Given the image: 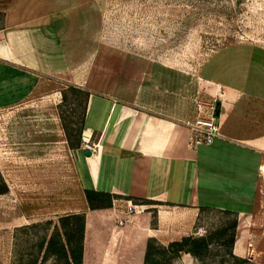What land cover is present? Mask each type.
Here are the masks:
<instances>
[{"label":"crops","instance_id":"crops-1","mask_svg":"<svg viewBox=\"0 0 264 264\" xmlns=\"http://www.w3.org/2000/svg\"><path fill=\"white\" fill-rule=\"evenodd\" d=\"M93 1L0 0V109L28 106L25 101L44 87L59 89L58 81L77 85L80 70L87 71L94 58ZM203 71L201 77L222 101L221 135L211 143H191L183 112L159 110L143 90L136 98L119 91L91 93L82 144H68L82 203L67 213L89 212L87 188L132 197L117 198L112 208L98 212L96 250L107 228L101 213L130 214L131 205L143 213L145 205L134 199L162 201L155 223L145 227L148 237L139 241L141 251L150 236L166 245L194 234L206 211L235 215V255L253 254L254 243L264 240V47H229ZM83 79L86 85L90 77ZM86 142L99 144V151L87 155ZM8 185L4 194L17 190L16 182ZM25 217L30 222L31 216ZM6 221L12 227L25 222L14 221L10 209ZM124 248L119 255L130 254V247Z\"/></svg>","mask_w":264,"mask_h":264},{"label":"rangeland","instance_id":"rangeland-1","mask_svg":"<svg viewBox=\"0 0 264 264\" xmlns=\"http://www.w3.org/2000/svg\"><path fill=\"white\" fill-rule=\"evenodd\" d=\"M93 2L94 58L87 71L80 70L77 86L90 94L119 91L132 98L143 90L147 102L157 103L159 110L183 112L191 135L189 122L197 115L196 101L217 99V106L222 102L215 86L202 78L209 60L229 47H264V0ZM85 75L90 77L86 85ZM55 83L59 89L44 87L25 101L28 106L0 109V171L7 183L17 185L15 192L0 195V264H16L21 256L39 253L37 243L47 228L27 224L57 222L82 203L64 122L75 129L82 125L86 97L67 88L68 81ZM65 91L68 98L63 102ZM76 135L74 130L73 139ZM135 203L145 205L143 213H101L107 228L97 240L95 264H117L124 245L130 247V256L123 252L129 264H145L147 242L153 236L146 239L144 251L139 250V241L148 237L145 227L155 223L162 201ZM7 209L14 221L24 224L15 222L12 227L6 221ZM235 221L231 213H203L194 235H210L211 244L200 256L183 251L173 264H264L263 239L254 243L251 255L233 253L229 240Z\"/></svg>","mask_w":264,"mask_h":264},{"label":"trees","instance_id":"trees-1","mask_svg":"<svg viewBox=\"0 0 264 264\" xmlns=\"http://www.w3.org/2000/svg\"><path fill=\"white\" fill-rule=\"evenodd\" d=\"M67 88L76 94L82 93L85 95L86 112L91 96L90 92L77 85H69ZM67 98L68 95L65 91L63 93V102ZM61 114L64 120L65 112L62 108ZM84 125V119L82 125L76 129L66 125L64 122L68 141L72 147L81 146ZM74 130L77 131L76 139H73ZM9 189V185L0 171V194L7 193ZM85 197L89 205L88 213L70 212L60 215L57 222L47 219L46 221L27 224L26 227L37 228L42 226L47 228V231L37 243L39 253H32L28 257L21 256L16 264H47L50 261H52V264H95V232L96 228L100 226V219L97 217L98 212L102 209L112 208L115 200L124 196L110 191L87 188L85 189ZM124 198L132 199L130 196ZM137 200L143 203H154L157 201L155 199H134V201ZM236 223V221L233 223L235 228ZM226 230L227 228L224 229V231ZM235 239L236 235L234 232L229 240L231 247ZM211 241L210 235L196 236L190 234L165 245L160 244L155 237H152L147 242L144 262L145 264H173V259L179 257L183 251L200 256L208 249ZM126 260L122 252H120L118 264H127Z\"/></svg>","mask_w":264,"mask_h":264},{"label":"built area","instance_id":"built-area-1","mask_svg":"<svg viewBox=\"0 0 264 264\" xmlns=\"http://www.w3.org/2000/svg\"><path fill=\"white\" fill-rule=\"evenodd\" d=\"M216 101L217 99L210 102H205L201 99L196 101L197 115L194 121L189 122L192 128L191 143H211L217 136L221 135V124L218 113L219 106H217ZM84 145L85 148L91 149L93 153L99 151L100 148L99 144L96 143L86 142ZM260 194L261 206L264 209V171H262ZM134 210L135 207L131 205L129 207V213Z\"/></svg>","mask_w":264,"mask_h":264},{"label":"water","instance_id":"water-1","mask_svg":"<svg viewBox=\"0 0 264 264\" xmlns=\"http://www.w3.org/2000/svg\"><path fill=\"white\" fill-rule=\"evenodd\" d=\"M218 113H219V110H218ZM86 153H87V155H91L92 150H91V149H87V150H86Z\"/></svg>","mask_w":264,"mask_h":264}]
</instances>
